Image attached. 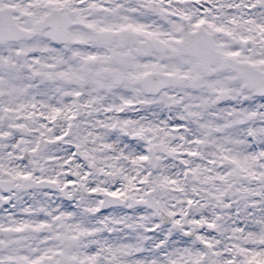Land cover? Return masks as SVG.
I'll use <instances>...</instances> for the list:
<instances>
[{
	"label": "snow or ice",
	"instance_id": "1",
	"mask_svg": "<svg viewBox=\"0 0 264 264\" xmlns=\"http://www.w3.org/2000/svg\"><path fill=\"white\" fill-rule=\"evenodd\" d=\"M0 264H264V0H0Z\"/></svg>",
	"mask_w": 264,
	"mask_h": 264
}]
</instances>
